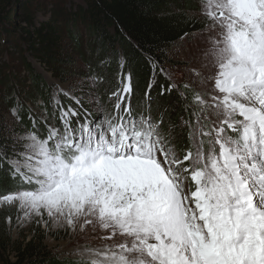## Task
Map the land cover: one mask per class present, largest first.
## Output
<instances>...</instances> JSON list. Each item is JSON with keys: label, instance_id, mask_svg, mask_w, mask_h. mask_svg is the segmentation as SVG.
<instances>
[{"label": "snow or ice", "instance_id": "obj_1", "mask_svg": "<svg viewBox=\"0 0 264 264\" xmlns=\"http://www.w3.org/2000/svg\"><path fill=\"white\" fill-rule=\"evenodd\" d=\"M198 7L204 46L180 79L151 60L142 105L131 72L111 111L90 76L57 86L44 131L31 113L23 133L0 129L14 137L0 141V168L15 185L0 209H15L20 226L38 218L84 239L77 264H264V0ZM157 88L156 99L179 97L175 123L176 104L153 114Z\"/></svg>", "mask_w": 264, "mask_h": 264}, {"label": "trees", "instance_id": "obj_2", "mask_svg": "<svg viewBox=\"0 0 264 264\" xmlns=\"http://www.w3.org/2000/svg\"><path fill=\"white\" fill-rule=\"evenodd\" d=\"M79 1L0 0V51L8 54L11 60V65L4 63L5 70L9 71L10 66L13 72H17L19 63L28 69L32 76L30 84L35 86H32L34 97L37 94L40 98H47L48 105L50 97L47 86L39 75H33L25 57L42 63L52 71L53 76L64 82L66 74L78 70V58L82 55L84 59L85 54L90 52L94 62L89 60L88 67H94V72L98 68L104 70V73H100L101 85L109 94L117 88L116 81L131 72L135 95L140 96L139 101L134 102L133 99V105L138 106L152 77L150 61H159L165 67L173 48L179 46L183 39L202 31L201 23L190 17V1ZM38 15L40 19H37ZM16 54L20 56L19 59ZM116 70L119 71L118 75ZM83 74L80 70V75ZM158 80L159 83H165L163 77H158ZM158 90L152 93L155 100L174 103L175 98L156 99ZM34 97L30 93L29 99ZM176 102H179V97ZM182 111L183 106L179 113ZM3 140L6 139L0 135V141ZM187 143V140L181 139L180 149L185 148ZM3 182L0 181V184ZM2 187L0 192L4 187L14 189L15 185L11 181ZM38 250L35 254H44L40 246ZM28 253L29 245L22 249L20 255ZM45 258L41 259L43 264H46Z\"/></svg>", "mask_w": 264, "mask_h": 264}, {"label": "rangeland", "instance_id": "obj_3", "mask_svg": "<svg viewBox=\"0 0 264 264\" xmlns=\"http://www.w3.org/2000/svg\"><path fill=\"white\" fill-rule=\"evenodd\" d=\"M72 1L80 2L79 0ZM180 1H183L184 3L190 1L192 3L189 7L190 17L201 23L202 31L183 39L179 46H176L172 49L170 53L171 57L169 60H167V65L165 68L174 73L176 79H180V72L184 69L187 58L190 55L197 54L199 48L204 46V41L201 38V33L204 31V18L199 15L198 0ZM1 7L2 5H0V8ZM37 19H40L39 15L37 16ZM16 56L18 59L20 58L18 54H16ZM9 57L10 56L8 54L1 53L0 51V77L2 78L0 83V129L8 131L15 130L17 133H23L25 130L32 127V122L29 119V114L31 113L37 118L38 123H40L41 131H44V124L40 118L44 115L45 108H47L48 113L51 114L52 105L50 102L49 105L47 104V98L45 97L40 98L37 96V94L34 97L35 92L33 87L35 86L30 84L32 83V76H30L31 74L29 73L28 69L26 70L20 65V63L18 64L19 67L17 72H13L10 66H8L9 71L5 70L4 63H9L8 65H11V60ZM82 57L83 56L81 55L76 61V67H78V70L74 71L72 74H66V81L64 82L53 76L52 71L42 63L34 61L31 57L25 58L26 62L30 64V69L33 71V75H39L42 78L43 83L47 86L46 90L49 92L48 96L50 97L48 101H51L53 95L56 92L57 86L70 89L73 86L79 84L81 81H86L90 76L100 77V73H104V70L100 68L94 72V67H88L89 60H92V63L94 62L90 52L84 56V59L86 58L87 60L84 61ZM120 61L122 62V57L120 58ZM80 70L84 72L82 76L80 75ZM116 72L118 75L119 71L116 70ZM116 84L117 88L115 90L121 86L120 80H117ZM30 93L32 97H34L32 100L29 99ZM94 95L99 99L106 111H111L113 109L115 98L112 100L109 99L110 94L106 90L102 89L101 83L96 85L94 89ZM143 96L144 94L141 96L142 99ZM134 97V102L140 100L138 99L140 96H137V94ZM174 98V103H163L153 99L152 105L154 111V108H166L169 107L170 104H176L177 106L175 111L170 117L173 123L178 120V117L181 114L179 111L182 107L179 102H176L177 96L173 95L170 99ZM61 99L64 100L65 104L68 103L67 99L63 96H61ZM139 103V105H142L143 100H141ZM13 109L18 112L20 117L19 121L13 117ZM102 114L103 113H101V115ZM153 114H156V110ZM165 118H168L167 115ZM174 118L175 120H173ZM48 122L57 124L59 123L58 121L51 118ZM0 135H2L9 142L14 138L5 135L3 131H0ZM184 139L187 140L186 135ZM179 143L180 140L176 143V149L180 155H183L184 148L180 149ZM6 168L7 165H5L4 168H0V181H4L2 185H5V183H11V179L5 170ZM2 185L0 184L1 188H3ZM6 187H4V190L0 192V195L15 189ZM3 216H5L4 220L2 219ZM6 217H11V220H6ZM16 217L17 212L15 209H0V264H43L41 259L45 258V253L46 264H77V262L82 259L80 256H77L75 252L79 247L85 245L86 241L84 239H81L79 236L75 237L64 227L57 226L51 222L47 228L42 223L37 224L35 223V220L38 218H34L33 222L31 223L25 222L23 226H20L17 224ZM45 219H47V217H45ZM41 238H43V240H41ZM76 238L77 241L75 243L72 245H67L70 240ZM87 243L89 246L95 247L100 244V240L89 238ZM28 245L30 247V253L26 254L25 256H22V254L20 255L22 249L26 246L28 247ZM38 245L44 254H35L36 250L39 251ZM19 248L20 251L18 250Z\"/></svg>", "mask_w": 264, "mask_h": 264}, {"label": "bare ground", "instance_id": "obj_4", "mask_svg": "<svg viewBox=\"0 0 264 264\" xmlns=\"http://www.w3.org/2000/svg\"><path fill=\"white\" fill-rule=\"evenodd\" d=\"M76 237V236H75ZM77 241V238L76 239H72V240H70V242H68L67 243V245L69 244V245H72L73 243H75Z\"/></svg>", "mask_w": 264, "mask_h": 264}]
</instances>
